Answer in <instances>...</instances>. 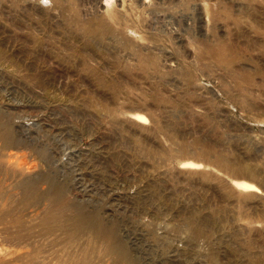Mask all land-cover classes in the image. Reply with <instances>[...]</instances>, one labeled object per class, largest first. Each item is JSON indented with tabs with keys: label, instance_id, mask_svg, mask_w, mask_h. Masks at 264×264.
<instances>
[{
	"label": "rangeland",
	"instance_id": "1",
	"mask_svg": "<svg viewBox=\"0 0 264 264\" xmlns=\"http://www.w3.org/2000/svg\"><path fill=\"white\" fill-rule=\"evenodd\" d=\"M0 264H264V0H0Z\"/></svg>",
	"mask_w": 264,
	"mask_h": 264
},
{
	"label": "bare ground",
	"instance_id": "2",
	"mask_svg": "<svg viewBox=\"0 0 264 264\" xmlns=\"http://www.w3.org/2000/svg\"><path fill=\"white\" fill-rule=\"evenodd\" d=\"M133 119H135L136 121H138V122H141V123H143V121H146L147 119L142 115V114H138V113H136V114H134L133 116ZM60 135V134H59ZM60 142V141H59ZM183 166L184 167H189V168H197V167H200L201 166V164L200 163H192V162H185L184 164H183ZM34 167V166H33ZM235 183V186L238 188V189H240V190H242V191H246V192H248V191H259L258 190V188L253 184V183H249V182H246V181H236V182H234ZM36 188V187H35ZM59 188V187H58ZM58 190V189H57ZM55 191V190H54ZM59 191H57V193H58ZM53 193V192H52ZM54 193H56V192H54ZM57 195V197H59V199H60V194L58 193V194H56ZM65 197V196H64ZM58 199V200H59ZM68 216V215H67ZM79 220V223L80 224H84V225H88L90 228H93L92 230H94L95 232H96V230L97 229H100L99 227H100V222H99V220L97 219V218H95V216H93V217H89V216H80V219H78ZM70 224V223H69ZM80 224H79V226H80ZM88 227V228H89ZM82 228V227H81ZM84 231V230H83ZM99 231V230H98ZM94 233V232H93Z\"/></svg>",
	"mask_w": 264,
	"mask_h": 264
}]
</instances>
